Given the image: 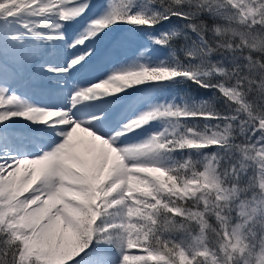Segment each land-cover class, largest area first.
<instances>
[{"label": "snow or ice", "instance_id": "snow-or-ice-1", "mask_svg": "<svg viewBox=\"0 0 264 264\" xmlns=\"http://www.w3.org/2000/svg\"><path fill=\"white\" fill-rule=\"evenodd\" d=\"M0 264H264V0H0Z\"/></svg>", "mask_w": 264, "mask_h": 264}, {"label": "rangeland", "instance_id": "rangeland-1", "mask_svg": "<svg viewBox=\"0 0 264 264\" xmlns=\"http://www.w3.org/2000/svg\"><path fill=\"white\" fill-rule=\"evenodd\" d=\"M96 3H103V0H95Z\"/></svg>", "mask_w": 264, "mask_h": 264}]
</instances>
